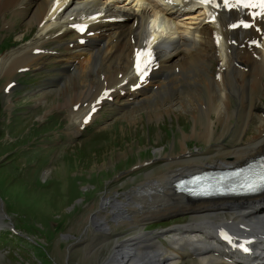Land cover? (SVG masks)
<instances>
[{
	"label": "bare ground",
	"instance_id": "6f19581e",
	"mask_svg": "<svg viewBox=\"0 0 264 264\" xmlns=\"http://www.w3.org/2000/svg\"><path fill=\"white\" fill-rule=\"evenodd\" d=\"M56 1L0 0V16L8 25L11 23L5 15L12 13L13 18L27 22L29 28L36 26L31 41L0 57V78H11L24 68L36 70L51 60L61 64L59 83H64V78L68 77L77 80L73 86L68 81L64 83L69 93L63 106L72 122L73 135L81 133L83 119L96 105L120 103L118 109L135 112L141 106L159 110L161 104H166L168 111L183 102L205 120L204 131L199 135L207 141L212 138L216 124L228 128L232 119L241 121L239 135L246 134L254 117L252 97L257 90H264V45L253 50L242 47L247 45L246 38L256 35L253 31L231 33L207 23L206 12L192 0H58L54 9ZM96 13L105 14L102 20L122 21H101L93 25L94 36H87L88 43L81 46L71 26L80 16ZM237 18L234 12L221 17L226 24ZM160 19L161 27L158 26ZM125 23L129 24L125 26ZM157 28L158 34L165 36L156 45L160 67L152 73L154 79L148 86L132 93L128 86L136 82L131 74L134 50ZM216 30L223 32L219 47L212 38ZM232 40L237 44H232ZM71 43L74 44L72 49ZM62 47L67 52L55 50ZM69 73L72 75H67ZM107 96L114 97L113 102L103 101ZM235 96L239 106L233 111ZM99 115L98 111L91 122ZM263 116L264 112L258 117V133L247 143L213 154L184 149L178 159L171 160L169 155L162 157L168 158L167 171L159 176L146 175L145 183L130 197L135 205L128 197L126 201L105 199L102 205V213H105L98 212L87 229L99 237L94 249L107 242L112 228L138 230L148 219L180 212L190 213L192 222L173 228L171 237H162L171 246H164L158 233L150 235L138 231L126 239L115 238L110 254L101 264H186L188 258L193 264H264V195L255 199L192 201L177 194L173 186L183 176L210 168L229 169L262 153ZM224 227L239 235H254L255 251L249 256H240L221 246L218 234ZM226 257L232 261L228 262Z\"/></svg>",
	"mask_w": 264,
	"mask_h": 264
},
{
	"label": "rangeland",
	"instance_id": "374dc122",
	"mask_svg": "<svg viewBox=\"0 0 264 264\" xmlns=\"http://www.w3.org/2000/svg\"><path fill=\"white\" fill-rule=\"evenodd\" d=\"M12 16V13L5 15L11 26L0 16V41L3 40L0 45L4 44L6 49L14 46L6 52L27 43H22V38L31 41L36 33V26L29 28L22 18ZM5 25L10 29L6 30ZM55 50L67 52L61 51L63 48ZM51 61L25 76L18 74L16 80L21 86L10 101L3 89L9 78H0V125L9 121L8 128L0 127V135L7 133L0 138V214L3 212L0 217L5 216L4 210L9 215V219L0 222L4 224L0 235V264H101L110 254L115 238L126 239L138 231L161 234L159 240L164 246H171L162 237H171L174 231L165 234L160 231L192 222L190 213L156 216L138 230L112 228L107 242L96 249L99 237L87 229L91 219L102 213L105 199L126 201L128 197L134 204L130 198L132 192L145 183L146 175L159 176L167 171L168 158L162 157L178 158L184 149L213 154L239 145L233 130L236 120L228 123V128L216 124L209 142L199 135L204 131L205 120L185 102L168 111L166 104H161L159 110L141 106L136 113L131 110L118 113L115 110H121L117 108L121 104L114 103L113 107L109 104L112 109L105 106L101 116L90 123L96 120L90 127L93 130L81 131L82 136L76 138L70 134L72 122L63 104L69 93L65 81L73 86L77 80L68 77L59 83L58 75L63 67ZM263 97L264 93L256 95L254 102ZM232 110L235 111L233 107ZM11 122L15 123L12 129ZM236 133L238 140L244 137L239 135V129ZM37 146L46 148L37 150ZM13 150L16 153L4 155ZM12 155L19 163L9 161ZM13 227L16 233L12 232ZM185 263L193 264V261Z\"/></svg>",
	"mask_w": 264,
	"mask_h": 264
},
{
	"label": "snow or ice",
	"instance_id": "6c2138e0",
	"mask_svg": "<svg viewBox=\"0 0 264 264\" xmlns=\"http://www.w3.org/2000/svg\"><path fill=\"white\" fill-rule=\"evenodd\" d=\"M205 2H208V0H205ZM251 6H255V5H251ZM260 6L261 7H264V0H260ZM141 54L140 53H138V57L140 56Z\"/></svg>",
	"mask_w": 264,
	"mask_h": 264
}]
</instances>
